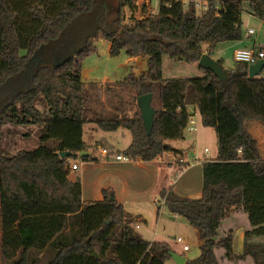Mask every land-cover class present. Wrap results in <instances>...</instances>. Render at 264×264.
Wrapping results in <instances>:
<instances>
[{"label":"trees","instance_id":"16d2710c","mask_svg":"<svg viewBox=\"0 0 264 264\" xmlns=\"http://www.w3.org/2000/svg\"><path fill=\"white\" fill-rule=\"evenodd\" d=\"M108 1L0 0V134L3 123L37 125L42 131L37 148L0 154V264H166L172 259L168 242L134 231L133 215L114 194L110 199L109 189L99 200L83 201L79 175L68 178L69 160L101 143L92 146L83 139L90 122L102 131L127 129L131 141L124 153L132 160L177 154L167 140L183 138L193 114L189 105L203 126L215 129L217 154L202 162L199 197L182 196L172 186L160 190L168 210L182 216L199 240V255L184 264H219L218 248L234 264H264V159L243 154L251 140L245 122H264V78H249L248 64L239 61L225 69V85L211 70L197 77L162 73L165 55L198 63L203 53L213 57L219 43L242 39L241 3L264 20V0H207L199 12L196 0L187 7L183 0H159L154 13L143 4L141 16H135L136 0H115L112 13L105 9ZM100 37L109 42L111 56L124 50L147 59L145 71L129 73L119 83L133 92L134 102L138 95L155 94L159 107L150 135L139 110L126 116L119 105L111 110L91 105L81 69ZM50 139L52 146L45 144ZM60 151L72 154L61 158ZM81 159L96 160L92 153ZM237 210L247 217L239 253L233 250V230L219 231Z\"/></svg>","mask_w":264,"mask_h":264},{"label":"rangeland","instance_id":"374dc122","mask_svg":"<svg viewBox=\"0 0 264 264\" xmlns=\"http://www.w3.org/2000/svg\"><path fill=\"white\" fill-rule=\"evenodd\" d=\"M200 1L202 5L200 8L196 7L197 12L205 8L204 0ZM136 3L138 9L135 12V16H141L140 8L143 4H146L150 8V11L153 13L158 10L159 6V0H136ZM187 6L188 3L184 4V7ZM115 8V0H109L108 3L105 4V9L108 13H112ZM125 13L126 16L129 15L127 9ZM240 19L242 21L243 35L246 32V29H252L254 33L251 35L252 38H255L256 36L258 37L257 45H264V21H261L260 18L249 13L248 3L245 1L241 3ZM233 43V41L219 43L214 51L213 57L216 60L221 59V65L224 69H229L234 65V59L232 56ZM251 44L252 40L251 38H249L248 42H246V46L251 47ZM139 58L140 60L138 65H140V67L138 68V73L147 69V59L141 57ZM127 59L128 55L125 54L124 50H121L118 55L111 56L109 54V42L101 37L96 39L95 49L84 59L81 69V78L83 81H85L88 89L93 95L91 105L94 108L101 109V107H103L107 109V107L111 108L112 105H119L125 108V111L122 114H125L126 116H132L134 111L139 110L137 102L133 101V92L130 91L127 86L119 83L121 79H123L130 73V69H132L130 67V64L132 63H130V61H128ZM162 62V73L164 77H197L203 76L205 74L202 71L203 69L199 68L196 62H186L178 58H170L166 55L163 56ZM257 76L259 78L264 77V68ZM91 83H94L96 87H90ZM130 102H132L131 105ZM37 104L39 109L45 114V105L43 103L41 104V99L37 100ZM152 104L156 109L159 107V103L155 94L153 95ZM256 105L257 107L260 106L259 104ZM189 107L190 110H192L194 106L189 105ZM194 109L196 111L195 115L192 114V118L195 120V124H188L187 126H195L196 120L198 119V129L197 131L190 133L186 127L184 130V136L186 140L182 143H179L184 153L185 159L193 164L192 166H187V168L184 167L185 170L182 167L181 169L177 168L176 171L172 173L169 172V174H172L174 178H177L180 172L183 170V173L186 170H189V172L191 173L197 172L199 174L198 182L193 183L191 185V188L187 189L189 193H194V190L200 188V179L202 178L201 167L196 165V160L193 158L194 154L199 155L202 162L204 158H215L217 154V139L215 129L213 127L203 126L199 119V112L195 107ZM89 115L92 116V113H89ZM257 122H260L261 126L264 128V122L260 120H257ZM92 126H94V123L90 122L85 124L83 128V139L87 143H90V145L92 146L95 145V139L101 138V136H110L111 142L118 149H121L124 144L126 145V143H128L127 141H130V132L125 128H120L123 129V131L98 130L97 134L95 130L92 129ZM253 130H255V128H253ZM41 132L42 131L40 130V127L37 125L16 126L9 123H3V125L1 126L0 134V154L12 155L14 153H17L19 150H32L37 148L40 145L39 138ZM193 134H197V138H194ZM45 144L52 146L53 140L50 139ZM252 146H250V143H247L244 155L252 157L249 154L253 149ZM204 148L208 149L207 153L204 152ZM92 152L98 153L97 149L95 148L92 149ZM165 154V158L169 159L179 157V154L166 152L159 158H162L163 156H165ZM258 157L264 159V151L263 154ZM73 160H76L78 163H80L82 159L81 157H78L76 159H70L69 161L72 163ZM160 177L161 175L155 182L154 188L150 190V195H148L147 198H142L138 202L135 201L133 203L132 210H129L130 208H128L129 212L139 213L140 217L146 220H140L131 213L134 218V221L131 222V226L134 228V231L141 234V236L145 237L147 240L158 237L161 240L168 242L170 245V249L174 252L182 254L189 259L195 258L200 253L198 247L199 240L195 229L182 216L178 217L168 210L162 200L160 192L153 194V191H157L161 183L162 185L168 187L167 181L169 178L163 181V178ZM146 187L147 185L144 184V188ZM112 192V194H114V191ZM153 196L158 199L157 202L154 201ZM232 213L233 212L230 213L229 218L231 217ZM236 213L238 215H241V220L244 219V221L247 223V217L243 211L237 210ZM238 219L235 222L239 221ZM241 220L239 222H241ZM136 224H139L137 228ZM221 229L219 231L222 232ZM176 237H181L183 242H177ZM183 243H186L188 245L189 250L183 249ZM238 247L239 244L237 239L235 238V241L233 243V250L235 252H238ZM216 254L219 264H234L223 258V250L221 248H218L216 250ZM43 261L44 260H42L41 262ZM169 263L174 264L172 263V261Z\"/></svg>","mask_w":264,"mask_h":264},{"label":"crops","instance_id":"0c3cea01","mask_svg":"<svg viewBox=\"0 0 264 264\" xmlns=\"http://www.w3.org/2000/svg\"><path fill=\"white\" fill-rule=\"evenodd\" d=\"M261 21H264V20L261 19ZM247 30L248 29H246V32L244 33L242 39L233 41L234 43L232 44V50L234 48L264 50V45H259V46L257 45L258 37L256 36L255 38H252L251 35L254 33L250 34L248 33ZM249 38H251L252 40L251 47L246 46V42H248ZM139 57L140 56H130V57L128 56V59H127L128 61H130V63H132L130 64V67L132 68L130 69V73H134L135 75L140 73V72L138 73L139 71L138 68L140 67V65H138L139 60H140ZM202 71L205 73L204 69ZM255 78H259V77L255 76ZM263 78L264 77H262V79ZM107 101H108V97H107ZM112 106L111 108L107 107V110H111ZM191 111L193 112V115H195L196 110L194 109V107L192 108ZM199 119L201 122V118ZM197 123H198V119L196 120L195 126L190 125L191 127H193L192 130H190L189 126H187V129L190 133L197 131L198 129ZM244 127L251 139L249 142L250 146L253 145L252 146L253 149L250 151L249 154L253 156L254 158H259L258 156L262 155L264 151V128L261 126L260 122H257V120L246 121ZM253 128H255V130H253ZM92 129L95 130L97 134H98V130H100V129H95L94 126H92ZM116 130L123 131V129H120V128ZM83 132H84V129H83ZM193 136L194 138H197V134H193ZM185 140H186L185 136H183L182 139H178V140H174V139L167 140V142L171 146H173L179 151L177 153L179 154V157H176L174 159L165 158L166 157V154H165V156H163L162 158L158 157L152 161H142L140 159L138 160L131 159L129 161H123V160H116L115 155L116 154L125 155L124 149L130 143L131 138H130V141H127L128 143H126V145L124 144V146L121 149H118L111 142L110 136L109 137L101 136V138L95 139V142H101L100 144L98 143L99 145L95 148L97 149L98 153L92 152V149L88 150L90 153H92V155L96 158V160L94 161L81 160L80 163H78L76 160H73L72 163H76L78 165V168L76 170H71L70 172L72 173L68 174V178L70 180H75L77 175H79L80 182H81V195H82L83 201L99 200L102 198V190L109 189L110 193L114 191L116 199L124 205L123 207L127 211H128V208H130L129 210H132V206L135 201L138 202L140 199L147 198L148 195H150V192H151L150 190L154 188L155 182L158 180V177L160 175H161L160 178H163V181L169 178L167 181L168 182L167 186L168 187L172 186L174 192L182 196L199 197L201 195L202 178L200 179L201 185L199 189L194 190V193H191V192L189 193L187 190L188 188H191V185L193 183L198 182L199 174L197 172L191 173L189 172V170L188 171L186 170L183 173V171L185 170V168H187V166L189 165L192 166L193 164L185 159L182 148L179 145L180 142L182 143ZM103 147L107 148L108 150L111 149L110 151L113 152V155L112 156L102 155L100 151H101V148ZM245 147L243 149V154H245ZM172 153L175 154L174 152ZM193 158L196 160L195 161L196 165L201 167V174H202V161H201L200 156L197 154H194ZM182 167L183 168L185 167V168L183 171L180 172L177 178H174L172 174L171 175L169 174V172L172 173L176 171L177 168L181 169ZM144 184L147 185L146 187L147 191H146V188H144ZM163 188H167V187L162 185L161 183V185H159L158 187V190L153 191V194L160 192V190ZM153 199L156 202L158 200L154 196H153ZM132 214L138 219L146 221L144 218L140 217L139 213H132ZM176 216L179 217V215H176ZM237 219L240 221L241 215H238L235 212L231 214L230 218H229V215L226 216V218L224 219L222 223L221 230L222 232L229 228L233 230V243L236 238L239 244L237 253H239L243 249V239H244L243 235H244V230L247 227V223L244 221L243 218H242L243 220H241L242 224L239 221L235 222ZM138 226L139 224H136V228ZM0 234H1V225H0ZM153 240L160 241L161 239L158 237H154L150 241H153ZM161 241H164V240H161ZM187 250H189V248ZM171 261L172 263L176 264L173 261V259L168 260L166 264H170L169 262Z\"/></svg>","mask_w":264,"mask_h":264},{"label":"water","instance_id":"95a60500","mask_svg":"<svg viewBox=\"0 0 264 264\" xmlns=\"http://www.w3.org/2000/svg\"><path fill=\"white\" fill-rule=\"evenodd\" d=\"M198 65L204 70H211L218 79L222 82L223 85L226 84L228 80V74L226 70L222 67L221 63L218 60L214 59L207 53H203L199 60ZM264 68V58L257 59L254 63L248 65L247 74L249 78H253L260 74ZM153 93L147 92L141 95H138L136 98L138 109L140 111L141 119L143 126L145 128L146 134L150 135L154 123V116L157 113V109L152 105ZM90 152L88 150H82L78 152L79 157L88 155ZM72 153L70 151H60L59 155L61 158L70 156ZM110 199H113V194L110 193ZM169 254L173 261L176 264H184L186 257L182 254L176 253L173 250L169 249ZM93 256L98 257V253L94 251Z\"/></svg>","mask_w":264,"mask_h":264},{"label":"built area","instance_id":"2783aa9c","mask_svg":"<svg viewBox=\"0 0 264 264\" xmlns=\"http://www.w3.org/2000/svg\"><path fill=\"white\" fill-rule=\"evenodd\" d=\"M189 0H183V3H188ZM205 2V8L207 7V0H204ZM202 3L200 0H196V6L199 8L201 7ZM248 33H253L252 29L247 30ZM232 56L234 61L239 62H245L248 65L251 63H254L259 58H264V50H257V49H246V48H234L232 52ZM195 121L192 117L189 118L188 124H194ZM190 130H192L193 127L189 126ZM240 151V149H239ZM101 154L104 156H112L113 152L108 150L107 148L103 147L101 148ZM204 152H208L207 148H204ZM116 160H123V161H129L131 160L129 156L123 155V154H116L115 155ZM78 168V165L76 163L71 164V170H76ZM177 242H183L181 237H176ZM189 247L186 243H183V249L187 250Z\"/></svg>","mask_w":264,"mask_h":264}]
</instances>
